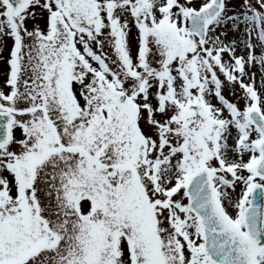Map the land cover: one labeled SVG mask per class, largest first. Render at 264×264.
I'll list each match as a JSON object with an SVG mask.
<instances>
[{"label": "snow or ice", "instance_id": "obj_1", "mask_svg": "<svg viewBox=\"0 0 264 264\" xmlns=\"http://www.w3.org/2000/svg\"><path fill=\"white\" fill-rule=\"evenodd\" d=\"M0 61V264H264V0H0Z\"/></svg>", "mask_w": 264, "mask_h": 264}, {"label": "rangeland", "instance_id": "obj_2", "mask_svg": "<svg viewBox=\"0 0 264 264\" xmlns=\"http://www.w3.org/2000/svg\"><path fill=\"white\" fill-rule=\"evenodd\" d=\"M8 44L10 45L11 44V41H8ZM4 55L5 56L7 55V52L6 51L4 52ZM4 70H5V66H4L3 62L0 61V73L3 74L4 73Z\"/></svg>", "mask_w": 264, "mask_h": 264}, {"label": "flooded vegetation", "instance_id": "obj_3", "mask_svg": "<svg viewBox=\"0 0 264 264\" xmlns=\"http://www.w3.org/2000/svg\"><path fill=\"white\" fill-rule=\"evenodd\" d=\"M3 79V74L0 73V81Z\"/></svg>", "mask_w": 264, "mask_h": 264}]
</instances>
